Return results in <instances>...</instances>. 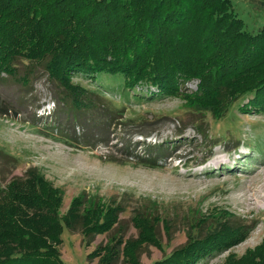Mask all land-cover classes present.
<instances>
[{
    "label": "rangeland",
    "instance_id": "374dc122",
    "mask_svg": "<svg viewBox=\"0 0 264 264\" xmlns=\"http://www.w3.org/2000/svg\"><path fill=\"white\" fill-rule=\"evenodd\" d=\"M231 2L245 30L258 32L264 0ZM17 69L0 76V102L11 109L0 115V185L35 168L57 190L62 241L52 245L62 264H155L221 224L244 226L246 235L194 264H237L263 243L264 111L241 109L252 94L217 117L150 84L129 90L120 74L76 73L72 81L94 93L92 106L75 110L43 63L21 59ZM150 156L158 166L145 163ZM77 196L81 211L118 208L108 229L85 235L81 222L62 224ZM138 213L153 227L143 240Z\"/></svg>",
    "mask_w": 264,
    "mask_h": 264
},
{
    "label": "trees",
    "instance_id": "16d2710c",
    "mask_svg": "<svg viewBox=\"0 0 264 264\" xmlns=\"http://www.w3.org/2000/svg\"><path fill=\"white\" fill-rule=\"evenodd\" d=\"M21 59L43 63L75 110L92 106L94 92L73 76L106 73L122 75L129 90L150 84L159 95L181 96L217 117L246 94L252 97L242 110L264 111V25L245 30L231 0H0V76H16ZM192 79L197 89L182 91ZM10 112L0 102V115ZM143 160L158 166L152 156ZM60 199L35 168L0 185V264H62L52 245L62 241ZM82 203L71 199L62 224L81 222L85 235L108 229L118 211H81ZM149 221L141 213L133 217L142 240L151 235ZM225 225L155 264H194L246 235L244 226ZM237 264H264V241Z\"/></svg>",
    "mask_w": 264,
    "mask_h": 264
}]
</instances>
